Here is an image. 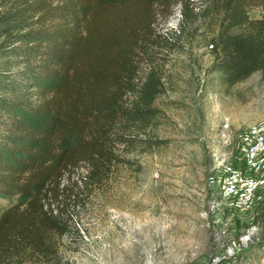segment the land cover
Listing matches in <instances>:
<instances>
[{"label": "trees", "instance_id": "obj_1", "mask_svg": "<svg viewBox=\"0 0 264 264\" xmlns=\"http://www.w3.org/2000/svg\"><path fill=\"white\" fill-rule=\"evenodd\" d=\"M204 1L194 12L190 0H0V197L16 199L0 212V264L46 257L50 237L69 231V206L164 144L153 51L166 8L180 6L179 26L216 19L207 75L264 83V16L248 15L264 0Z\"/></svg>", "mask_w": 264, "mask_h": 264}, {"label": "rangeland", "instance_id": "obj_2", "mask_svg": "<svg viewBox=\"0 0 264 264\" xmlns=\"http://www.w3.org/2000/svg\"><path fill=\"white\" fill-rule=\"evenodd\" d=\"M204 3L190 0V8L197 12ZM179 10L174 3L156 24L161 45L167 37L176 43L153 51L165 70L166 92L155 103L164 144L137 155L141 171L119 167L83 206H69V231L50 237L46 257L4 264H264V188L239 209L211 184L228 155L243 150L248 129L264 124V83L257 72L226 88L218 75H207L216 19L180 27ZM248 15L260 19L264 11L251 8ZM14 203L0 197V212Z\"/></svg>", "mask_w": 264, "mask_h": 264}, {"label": "built area", "instance_id": "obj_3", "mask_svg": "<svg viewBox=\"0 0 264 264\" xmlns=\"http://www.w3.org/2000/svg\"><path fill=\"white\" fill-rule=\"evenodd\" d=\"M241 145L243 150L231 152L219 172L211 177L217 197L239 209L252 204L264 188V124L251 126Z\"/></svg>", "mask_w": 264, "mask_h": 264}, {"label": "bare ground", "instance_id": "obj_4", "mask_svg": "<svg viewBox=\"0 0 264 264\" xmlns=\"http://www.w3.org/2000/svg\"><path fill=\"white\" fill-rule=\"evenodd\" d=\"M245 241V240H244Z\"/></svg>", "mask_w": 264, "mask_h": 264}]
</instances>
